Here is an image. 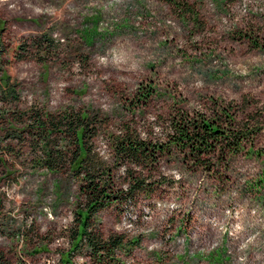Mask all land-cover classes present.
Wrapping results in <instances>:
<instances>
[{
    "label": "rangeland",
    "instance_id": "374dc122",
    "mask_svg": "<svg viewBox=\"0 0 264 264\" xmlns=\"http://www.w3.org/2000/svg\"><path fill=\"white\" fill-rule=\"evenodd\" d=\"M171 1L0 0V95L11 83L18 97L0 100V264H64L81 203L78 179L34 168V136L10 121L31 107L100 115L92 148L121 189L111 137L163 142L180 112L228 109L264 147V0H175L194 19ZM221 170L176 152L141 170L161 186L95 216L124 239L113 264H264V167L246 155ZM69 261L94 264L85 248Z\"/></svg>",
    "mask_w": 264,
    "mask_h": 264
},
{
    "label": "trees",
    "instance_id": "16d2710c",
    "mask_svg": "<svg viewBox=\"0 0 264 264\" xmlns=\"http://www.w3.org/2000/svg\"><path fill=\"white\" fill-rule=\"evenodd\" d=\"M171 4L179 13L195 18L187 5L175 0ZM40 40L48 42L45 38ZM253 46L258 45L254 42ZM0 100L16 104L15 85L5 83ZM10 121L22 125L19 132L34 136L31 145L35 144L31 150L34 168L52 174L65 172L79 181L81 203L74 212L70 248L64 264H72L70 256L80 248L87 249L94 264L116 262V253L122 248L124 239L120 235L104 237L95 228V216L113 205L126 210L135 205L139 196H147L160 187L161 182L145 176L141 170L154 166L165 155L176 152L192 168L219 175L222 168L239 156L254 155L264 167V147L253 150V139L261 128L248 119L237 121L224 108L211 115L180 112L171 118L169 133L163 142L142 139L129 128L111 137L113 162L124 169L122 189L116 187L109 164L92 148V140L104 124L97 113L75 110L49 113L31 107ZM129 165L139 167L140 171ZM258 184L262 185L263 181Z\"/></svg>",
    "mask_w": 264,
    "mask_h": 264
}]
</instances>
